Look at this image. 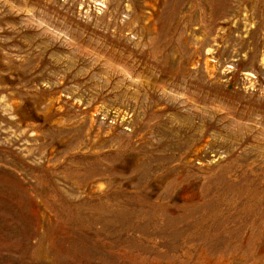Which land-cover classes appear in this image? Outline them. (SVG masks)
<instances>
[{
  "label": "rangeland",
  "instance_id": "374dc122",
  "mask_svg": "<svg viewBox=\"0 0 264 264\" xmlns=\"http://www.w3.org/2000/svg\"><path fill=\"white\" fill-rule=\"evenodd\" d=\"M0 264H264V0H0Z\"/></svg>",
  "mask_w": 264,
  "mask_h": 264
}]
</instances>
